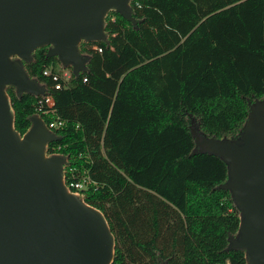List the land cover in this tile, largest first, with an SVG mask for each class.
Wrapping results in <instances>:
<instances>
[{
    "label": "trees",
    "instance_id": "trees-1",
    "mask_svg": "<svg viewBox=\"0 0 264 264\" xmlns=\"http://www.w3.org/2000/svg\"><path fill=\"white\" fill-rule=\"evenodd\" d=\"M131 5L135 24L111 11L107 40L80 44L86 69L77 78L69 69L67 86L42 74L64 68L46 46L22 61L46 93L6 87L14 127L24 133L33 113L64 121L46 151L66 156L65 176H89L80 195L114 234L111 264H248L228 248L239 211L219 187L227 163L198 151L191 128L236 137L248 103L264 98V0Z\"/></svg>",
    "mask_w": 264,
    "mask_h": 264
},
{
    "label": "water",
    "instance_id": "water-1",
    "mask_svg": "<svg viewBox=\"0 0 264 264\" xmlns=\"http://www.w3.org/2000/svg\"><path fill=\"white\" fill-rule=\"evenodd\" d=\"M133 0H0V264H111L115 237L103 212L70 191L63 154H48L59 136L38 113L24 133L14 127L6 91L44 95L22 61L47 47L77 78L88 55L82 42L107 40L106 17L116 11L136 23ZM198 151L227 163V189L239 211L228 248L245 251L248 264H264V98L248 103L236 137L215 138L191 128Z\"/></svg>",
    "mask_w": 264,
    "mask_h": 264
},
{
    "label": "built area",
    "instance_id": "built-area-1",
    "mask_svg": "<svg viewBox=\"0 0 264 264\" xmlns=\"http://www.w3.org/2000/svg\"><path fill=\"white\" fill-rule=\"evenodd\" d=\"M92 48L97 51H101V48L97 45H93ZM42 74L46 77H51V79L55 81V88L67 86L68 80L70 78V71L61 69L59 72H52L49 67L43 69ZM59 80H61V82ZM83 80L86 79L83 78ZM44 100L49 107L53 106V99L50 96H45ZM63 124L64 121L60 118H54L46 123L47 127L51 130L54 128H59ZM64 181L70 191L78 194H80L83 188H85L91 182L89 176L85 173L81 177H76L74 174L65 176Z\"/></svg>",
    "mask_w": 264,
    "mask_h": 264
},
{
    "label": "rangeland",
    "instance_id": "rangeland-1",
    "mask_svg": "<svg viewBox=\"0 0 264 264\" xmlns=\"http://www.w3.org/2000/svg\"><path fill=\"white\" fill-rule=\"evenodd\" d=\"M60 66L59 65H57V69H59L60 70ZM63 70H66V71H69V68H63Z\"/></svg>",
    "mask_w": 264,
    "mask_h": 264
}]
</instances>
